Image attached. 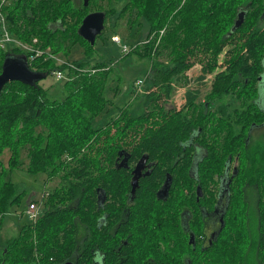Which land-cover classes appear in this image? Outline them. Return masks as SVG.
I'll use <instances>...</instances> for the list:
<instances>
[{
    "label": "trees",
    "instance_id": "1",
    "mask_svg": "<svg viewBox=\"0 0 264 264\" xmlns=\"http://www.w3.org/2000/svg\"><path fill=\"white\" fill-rule=\"evenodd\" d=\"M124 1L118 17L135 10L148 23L142 44V55L151 62L142 78L147 92L134 110L126 103L103 127L92 128L94 118L108 105L104 91L109 89L111 66L88 61L93 45L75 31L82 16L72 17L66 0H0L7 30L19 41L35 37L36 47L53 53L66 42L84 45V60L72 62V78L64 81L67 93L61 100L49 99L40 81L65 66L44 55L31 60V52L17 46H0V71L6 60L25 58L28 69L38 74L9 82L0 93V156L10 150L7 167L0 157V220L24 192L6 171L21 163L22 149L27 151L28 172H46L49 179L60 175V185L43 199L44 211L37 221L22 226L0 246V264H94L97 249L102 264H159L160 242L167 246L162 264H184V253L190 264H264V144L251 143V132L264 125V0ZM237 19L242 22L235 27ZM129 54L140 55L138 47ZM161 55L167 60L160 61ZM196 63L199 79L213 75L199 114H192L197 86L187 89L182 107L164 108L173 82ZM194 138L202 151L197 157ZM118 149L129 150V164L144 154L152 161L132 201L143 203L142 211L154 212L143 215L138 229L130 223L139 235L119 249L96 223L77 227L63 209L67 202H95L98 192L108 201H130V173L113 164ZM102 155L106 157L101 161ZM233 158L237 169L231 176L224 226L210 245L193 249L181 236L178 212L191 208L196 187L207 191L197 204L207 199L211 209L216 199L209 188ZM167 176L169 189L157 198L156 190ZM248 187L260 193L259 224L253 230L248 224ZM199 207L191 229L204 228ZM84 211L82 207L75 212ZM79 217L87 219L85 214ZM143 255L154 262H142Z\"/></svg>",
    "mask_w": 264,
    "mask_h": 264
},
{
    "label": "rangeland",
    "instance_id": "2",
    "mask_svg": "<svg viewBox=\"0 0 264 264\" xmlns=\"http://www.w3.org/2000/svg\"><path fill=\"white\" fill-rule=\"evenodd\" d=\"M91 4L92 2H90V8L93 7ZM103 4L106 5L105 2ZM122 6L123 2L115 4L114 14H111L106 21L109 28L96 37L93 44V54L88 58L89 62H103L111 66V72L109 74L110 80L107 84L109 89L107 91L105 89L104 91V97L108 99V105L94 118L91 123L92 128L103 127L108 119L116 114V109L122 108L126 103L131 102V109L135 106H140L143 100V94L147 92L146 87L148 85L145 87L144 83L138 88L136 81L139 78H143V75L149 70L151 65L150 60L142 55V44L146 42L145 35L148 30V23L143 18L136 16L135 10H127L121 17H118ZM90 8L87 10L89 11ZM115 35L120 38L119 44L112 41V37ZM0 40L3 41L4 45L10 44L8 45L9 47L18 46L17 42L22 44L29 43L32 46H36L37 43L35 37L30 42H23L11 35L7 30V23L2 14L0 18ZM135 46L138 47L140 55L129 54L132 47L134 48ZM18 47L22 49V47ZM83 48L84 45L79 42L73 43L71 46L68 42L64 43L61 51L58 53H53L49 48H45L52 55L50 57L54 60L55 65L65 66V69L62 71L65 78L57 79L52 71L40 81L47 88V96L49 99L61 100L66 96L67 92L64 88V81L72 78L68 73L72 70V67L69 65L75 66L72 63L73 61L84 60ZM125 48H128V51L127 49L125 51ZM44 59L46 58L44 57ZM159 59L160 61H166L167 56L161 55ZM199 75L200 65L196 63L186 72L184 77L174 81L170 97L164 101V108L174 107L179 109L185 102L184 96L187 89L197 86L199 89V95L195 100L197 109L192 114L198 115L205 101V95L210 90L213 76L209 74L201 80L198 78ZM38 130H41V128H38ZM261 140L264 144V125L256 127L251 132L252 144H259ZM9 154L10 150L6 148L0 156L6 167ZM105 157V155H102L99 159L102 161ZM20 162L18 167L7 168L6 170L9 180L17 187L23 189L24 192L20 202L12 207L11 212L4 215L0 220V246L7 239L15 236L22 226L30 222L24 212L28 204L30 202L40 203L42 196L45 198L49 192H52L53 189L60 185V175L53 176L49 179L46 172L31 173L27 171L28 157L25 148L21 151ZM234 166L235 163L232 162L230 168L232 169ZM247 191L249 204L248 224L251 230H253L256 229L259 223V215L256 210L258 190L249 188Z\"/></svg>",
    "mask_w": 264,
    "mask_h": 264
},
{
    "label": "flooded vegetation",
    "instance_id": "3",
    "mask_svg": "<svg viewBox=\"0 0 264 264\" xmlns=\"http://www.w3.org/2000/svg\"><path fill=\"white\" fill-rule=\"evenodd\" d=\"M67 5L69 6L68 9H71V16L79 17L81 15V20L78 26L76 27L75 31L79 34V27L82 23L83 18L93 12H102L104 14V20H103V28L101 29V33H104L106 29H108V24L106 23L107 18L114 14L115 12V4L122 3L124 7V0H66ZM90 2H92L91 5H93L92 8H90ZM106 3L103 4V3ZM90 10L88 11L87 9ZM122 9V8H121ZM23 9H20V14H23ZM67 10V8H66ZM98 36V35H97ZM96 36V37H97ZM96 39V38H95ZM225 135V133H222ZM192 143L194 144L195 148L193 150V153L195 154V157L200 155L202 153L200 147L195 142V138L193 139ZM145 155V154H144ZM131 153L127 149H118L116 151V155L113 159V164L117 168H125L128 169L130 173V180L131 183L132 179V170L135 167L136 163L139 161V159L143 156L141 155L133 164H129L128 161L130 159ZM144 162H142V170L140 171L139 180L140 178L149 175L150 170L153 166V163L151 160H149V157L145 155ZM234 162L235 166L231 169V163ZM236 158L230 159L229 163L224 167V171L219 177V181L213 187L210 186V190H214L215 192V203L211 209L208 207V203H206L207 199L203 201L202 204H197V201L200 197H202L203 193H206L207 191L204 189L203 192H200L199 187L195 188L194 193V202L190 204L191 208H182L181 211L178 212V220H179V230L181 232V236L186 237L187 243L191 245V247L194 249L196 245L199 246H206L210 245L212 240L216 239V236L220 233L224 226V216L227 211V205H228V197H229V186L231 183V176L236 174ZM231 170V171H230ZM226 178H230L228 182H224ZM138 180V182H139ZM167 180V182H166ZM169 181L170 177L167 176V178L164 180L162 185L156 190V197L157 198H163L168 189H169ZM166 183L168 186H166ZM138 188V186L135 188ZM254 188V187H248ZM256 189V188H255ZM134 193H131V184L127 191V199L130 201H120V200H112L108 201L105 200L106 196L102 195L100 192L97 194V200L92 203H79V202H67L64 204V214L66 216V219H75V223L77 227H82L84 225L91 226L93 223H96V228L99 229V231H102L104 233L105 237H111L116 242L114 245H118V249L122 245L128 244L130 239L137 238V232L135 231L138 229V225L141 224L143 221L142 217L143 215H147L151 213L154 214L153 211H142L141 208L144 206L141 202H133L132 199L134 197ZM257 200L259 199L260 193L257 191ZM208 196V195H207ZM247 200H248V191H247ZM256 200V203H257ZM196 202V203H195ZM154 205H162L159 204H152V207ZM197 205L200 206V214H202L203 218V229L198 230L196 228L191 229L190 228V221L192 224L196 222L197 218ZM85 207L87 211L76 213L75 211L79 210L80 208ZM204 207V208H203ZM257 210V207H256ZM162 216V211L157 212ZM79 214H85L87 216L86 220H82L79 217ZM248 214H249V204H248ZM93 217V218H91ZM130 223H133L136 226V229L133 230V226L130 225ZM259 224V223H258ZM76 238H81V234H77L75 236ZM131 248V246H129ZM167 249V246L165 243L160 242V248L158 251L159 255V264H162V259L165 253V250ZM101 254L102 252L97 249L93 252V260L94 264H102L101 261ZM184 257V264H190L189 259L185 258L186 253L183 254ZM193 257L195 258V254H193ZM122 260V259H121ZM154 262L151 256L149 255H143L141 256L142 262L147 261ZM74 264H77L75 261L68 260Z\"/></svg>",
    "mask_w": 264,
    "mask_h": 264
},
{
    "label": "water",
    "instance_id": "4",
    "mask_svg": "<svg viewBox=\"0 0 264 264\" xmlns=\"http://www.w3.org/2000/svg\"><path fill=\"white\" fill-rule=\"evenodd\" d=\"M104 14L102 12H93L87 14L79 27V34L88 41L91 45L94 44L95 38L100 34L101 29L103 28ZM241 19H237L235 22V27H238L241 23ZM30 76L37 77L38 74L32 73L26 64L25 58H16L8 59L4 62L3 67L0 71V93L3 88L12 81H17L21 79L29 78ZM145 155H143L139 161L136 163L135 167L132 170V179H131V193H134L135 188L138 186V178L140 171L143 166L141 165L144 162ZM167 182V180H166ZM166 186L167 183H166ZM62 264H74L70 261H66Z\"/></svg>",
    "mask_w": 264,
    "mask_h": 264
},
{
    "label": "built area",
    "instance_id": "5",
    "mask_svg": "<svg viewBox=\"0 0 264 264\" xmlns=\"http://www.w3.org/2000/svg\"><path fill=\"white\" fill-rule=\"evenodd\" d=\"M5 0H2L1 3H3ZM0 18H1V9H0ZM163 32V30H160V34ZM9 39V38H7ZM112 41L116 42L117 44L120 43V38L115 35L114 37H112ZM17 45L22 47V49H24L26 52H31L30 54V59H34L35 57H38V56H41V55H44L45 58L48 57V58H51L50 56V53L47 52V50H42V49H39L38 47L36 46H32L31 44L27 43V44H22V43H19L17 42ZM0 46L1 47H4V43L2 40H0ZM17 46V47H18ZM19 48V47H18ZM21 49V48H20ZM128 51V48H125V51ZM70 67H74L73 65H69ZM83 71V69H81ZM63 70H54L53 73L55 75V77L57 79H61V78H65V75L64 73L62 72ZM94 70L92 69V72ZM69 79V78H68ZM212 80V79H211ZM144 83V79L142 78H139L137 81H136V84L138 85V88L140 86H142ZM138 91V90H136ZM43 198V196H42ZM41 198V201L40 203L38 202H30L26 208V210L24 211L25 212V215L27 216V218L29 219L30 223L33 225L37 219L42 215L43 211H44V204H43V199Z\"/></svg>",
    "mask_w": 264,
    "mask_h": 264
},
{
    "label": "bare ground",
    "instance_id": "6",
    "mask_svg": "<svg viewBox=\"0 0 264 264\" xmlns=\"http://www.w3.org/2000/svg\"><path fill=\"white\" fill-rule=\"evenodd\" d=\"M155 57V56H154ZM139 180V179H138Z\"/></svg>",
    "mask_w": 264,
    "mask_h": 264
}]
</instances>
